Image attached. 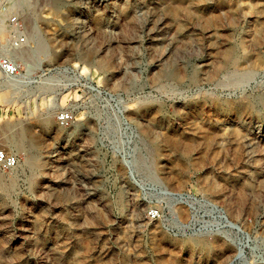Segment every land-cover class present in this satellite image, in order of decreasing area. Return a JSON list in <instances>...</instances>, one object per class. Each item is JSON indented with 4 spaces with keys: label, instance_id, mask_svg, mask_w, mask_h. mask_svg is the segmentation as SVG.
Masks as SVG:
<instances>
[{
    "label": "rangeland",
    "instance_id": "1",
    "mask_svg": "<svg viewBox=\"0 0 264 264\" xmlns=\"http://www.w3.org/2000/svg\"><path fill=\"white\" fill-rule=\"evenodd\" d=\"M0 54V264H264V0H0Z\"/></svg>",
    "mask_w": 264,
    "mask_h": 264
},
{
    "label": "built area",
    "instance_id": "2",
    "mask_svg": "<svg viewBox=\"0 0 264 264\" xmlns=\"http://www.w3.org/2000/svg\"><path fill=\"white\" fill-rule=\"evenodd\" d=\"M6 47L8 50H18L26 43V36L23 30L22 20L16 13L6 17ZM58 73L66 72L59 69ZM0 75L12 81L22 80L21 67L19 63L12 57L6 54H0ZM55 122L59 126L68 125L73 116L72 111L67 108L60 109L55 113ZM18 156L13 151H8L0 147V170H9L16 166ZM144 215L149 220H157L162 215V210L157 205H150L144 212Z\"/></svg>",
    "mask_w": 264,
    "mask_h": 264
},
{
    "label": "bare ground",
    "instance_id": "3",
    "mask_svg": "<svg viewBox=\"0 0 264 264\" xmlns=\"http://www.w3.org/2000/svg\"><path fill=\"white\" fill-rule=\"evenodd\" d=\"M28 40L29 41H31L36 47H37V45H38V42H37V39H36V32H34L33 30H31L30 31V33H29V35H28ZM14 54L16 53V54H22L23 52L22 51H16V52H13ZM13 53H10L9 55H11V54H13ZM11 57V56H10ZM224 219H225V217H224ZM227 223V225H228V227L231 229V230H233V231H235L236 233H241V229L239 228V226H237L236 224H234V223H232V222H229V221H227L226 222ZM242 234V233H241ZM237 259L238 260H241L242 261V259H243V257H242V252H241V249L238 251V254H237Z\"/></svg>",
    "mask_w": 264,
    "mask_h": 264
}]
</instances>
